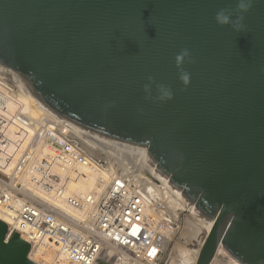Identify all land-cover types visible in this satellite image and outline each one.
<instances>
[{
    "label": "water",
    "instance_id": "95a60500",
    "mask_svg": "<svg viewBox=\"0 0 264 264\" xmlns=\"http://www.w3.org/2000/svg\"><path fill=\"white\" fill-rule=\"evenodd\" d=\"M236 3L0 0V62L16 85L19 73L37 106L141 157L191 211L188 236L203 242L194 264L219 248L264 264V0L241 32L215 19ZM183 48L187 86L175 64ZM149 76L173 98H146ZM6 232L0 220V264H36L18 232L2 242Z\"/></svg>",
    "mask_w": 264,
    "mask_h": 264
},
{
    "label": "built area",
    "instance_id": "2783aa9c",
    "mask_svg": "<svg viewBox=\"0 0 264 264\" xmlns=\"http://www.w3.org/2000/svg\"><path fill=\"white\" fill-rule=\"evenodd\" d=\"M18 82L0 62L3 243L18 232L36 264H173L176 247L190 245L197 257L203 242L197 248L188 236L191 211L141 157L116 144L89 145L78 125L37 102L33 116L19 73Z\"/></svg>",
    "mask_w": 264,
    "mask_h": 264
},
{
    "label": "clouds",
    "instance_id": "9594fccd",
    "mask_svg": "<svg viewBox=\"0 0 264 264\" xmlns=\"http://www.w3.org/2000/svg\"><path fill=\"white\" fill-rule=\"evenodd\" d=\"M252 3L253 0H237L235 10L231 8H222L216 13V22L221 26L230 25L236 32L243 31V13L247 12L251 8ZM233 16H235L234 19ZM185 62H192L190 50L187 48L181 49V51L175 56V64L178 69L179 79L183 83V85L187 86L191 82V73L184 69L183 65ZM148 81L149 82L144 85L146 98H154L159 101H167L173 98L174 93L170 86L156 82V80L152 76L148 77ZM153 85H155L156 89L155 97H153Z\"/></svg>",
    "mask_w": 264,
    "mask_h": 264
},
{
    "label": "bare ground",
    "instance_id": "6f19581e",
    "mask_svg": "<svg viewBox=\"0 0 264 264\" xmlns=\"http://www.w3.org/2000/svg\"><path fill=\"white\" fill-rule=\"evenodd\" d=\"M28 102H29V109H30L31 114L33 116H36L39 112V110L35 104L37 101L31 97L28 100ZM77 130H78V135L80 136V138L83 139V141H85L89 145H93L94 147H97V145H103V144L107 143L108 144L107 147L110 148V145L113 144V143L97 136L96 134L80 127V126H77ZM129 154H132V153H129ZM140 160H141L140 165L143 164L142 166L146 169V167L144 166V163H142L143 162L142 159H140ZM65 209L69 214H73V215L78 216L76 211L71 210L69 208H65ZM193 248L194 247H192L191 245L187 246V247L186 246H177L176 250H175V255L177 258L173 264H194L196 257L193 254ZM217 256H220L219 257V261L221 262L220 264H240L239 262L234 260L232 257H230L227 253L222 252L221 249H219L217 251V253L214 257V260L210 264H219V263L215 262V258Z\"/></svg>",
    "mask_w": 264,
    "mask_h": 264
},
{
    "label": "rangeland",
    "instance_id": "374dc122",
    "mask_svg": "<svg viewBox=\"0 0 264 264\" xmlns=\"http://www.w3.org/2000/svg\"><path fill=\"white\" fill-rule=\"evenodd\" d=\"M175 256H176V255H175ZM219 257H220V256H217V257L215 258V262L220 264L221 262L219 261ZM176 258H177V257H176ZM227 258H228V257H227Z\"/></svg>",
    "mask_w": 264,
    "mask_h": 264
}]
</instances>
